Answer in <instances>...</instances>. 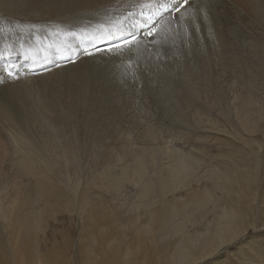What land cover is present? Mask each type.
Here are the masks:
<instances>
[{"label":"bare ground","instance_id":"obj_1","mask_svg":"<svg viewBox=\"0 0 264 264\" xmlns=\"http://www.w3.org/2000/svg\"><path fill=\"white\" fill-rule=\"evenodd\" d=\"M148 3L0 0V138L9 145H0V164L7 155L6 168L25 183L8 225L0 222V264H70L78 257L80 264H204L242 239L252 241L245 239L249 230L264 232L263 145L241 139L252 147L254 161L224 168L214 159L207 162L200 148V161H189L195 146L178 145L186 134L155 130L196 124L219 129L235 107L243 113L234 130L241 137L256 132L247 111L264 88V0H189L181 13L165 16L153 36L133 29L151 15ZM81 30L93 39L68 35ZM121 30L140 37L120 51L97 50ZM145 52L163 78H143ZM148 90L150 98L143 97ZM144 100L154 112H144ZM14 131L26 141H11ZM101 159L109 167L114 161L126 165L103 178L121 208L128 204V189L136 194L132 215L123 221L101 197L93 200L77 188L55 197L38 181L51 180L65 165L77 171ZM197 174L210 184L185 199L166 200L186 190ZM140 208L145 214L136 216ZM76 218L89 230L72 259L69 226ZM107 226L136 227L129 237H148L156 256L140 241L118 253L105 238L97 256L93 249ZM4 231L12 235L14 254ZM138 252L144 257L135 263Z\"/></svg>","mask_w":264,"mask_h":264},{"label":"rangeland","instance_id":"obj_2","mask_svg":"<svg viewBox=\"0 0 264 264\" xmlns=\"http://www.w3.org/2000/svg\"><path fill=\"white\" fill-rule=\"evenodd\" d=\"M148 55L149 53L147 52L142 53L141 55V57L143 58V60L141 61L142 71L144 72L143 78H163L164 71L161 67L158 68L155 59L151 60V55ZM157 60H159V58H157ZM149 91L150 90H148V92H144L143 97L150 98L149 96L151 92ZM175 102L176 99H172L171 103ZM137 108L138 106H136V110ZM154 110L155 108L147 100H144V112H154ZM225 113V118L220 122L219 129L211 128L210 124L202 125L200 127H198L196 124L191 125L190 127L176 128L177 130L173 132L170 130H155H157V132H159V134L162 136H169L170 134H186V137L189 136L185 139V141H181L180 143L177 141L178 145L183 143L184 145H186V147L190 145L195 146V148H193L191 156L189 157V161H194L196 159L200 161L196 156L197 148H200L203 151L202 153L206 156L207 162H210V160L214 159L215 164L220 165L224 168L228 167L232 169H242L241 167L238 168V165L243 166L246 163L250 164L252 161H254V157H252V155H249L250 149L252 147L245 144V142L241 139L246 138L250 141H254V144L264 146V88L259 90L258 98L254 107L250 111H247V115L251 120L252 127L256 129V132H244L243 137H241L239 133H237L234 129L236 126H238L243 112L239 108L231 107L230 110L228 109ZM199 128H201L202 131H200ZM9 136L10 140L13 142L20 143L26 141L18 131L10 132ZM1 144L2 146L3 144H5L6 148L9 146L7 143V139H5V137L3 136L0 138V145ZM186 147L181 146L180 148H184L183 150L186 151ZM133 148H137V146L133 145ZM226 156H229L231 158ZM222 157H226L224 158L225 161H223ZM7 161L8 157L6 155L4 162L0 164V222L5 225H8L7 219H9V216L7 218V215L12 211L13 206H15L13 205L15 201L14 199H17L20 193V189L23 192V187L25 185L21 177H19L14 171L6 168L5 163ZM125 166L126 165L123 162L119 163L114 161L112 162V166L109 167L108 163L104 164L102 159L99 161L91 160L90 162L82 166L83 170L75 171L73 169V166L69 164L62 167V172H54L51 180L42 178L40 176L38 181L42 182L41 185L47 190H53L55 193V197L63 195L70 196V188H77L79 190V193L89 192V195L93 200L101 197L103 199V203L109 206L113 213H117L118 216L116 218H119L123 221L125 215H132L130 209L135 206L136 194L132 193L131 189H128V204L125 205V207L121 208L119 204L115 202L113 197L105 191L106 181L103 178L106 172L120 173ZM38 174H41L40 170H38ZM210 181L211 179L208 180L204 177L203 174H197L195 176V181L190 183L186 187V190L182 191L181 193H177L174 196H168L166 200L175 202V200L178 199H185L192 192H197L201 188H204L206 185H209ZM35 182L37 181L35 180ZM13 195H15L16 197H13ZM21 195L22 194H20V198ZM125 197L127 196L124 195V198ZM136 212V216H142L145 214L143 208H140V210H137ZM59 219L66 220L67 218L65 216L60 217ZM75 222L76 224L74 226H69V238L73 241V245L71 248L72 251L71 253L69 252V256L72 259L75 258L73 256L74 253L78 251L77 245L80 246L85 241L86 234L89 230V228H83L79 225L80 222L78 218H76ZM146 225L147 224H143V226ZM105 228V235L102 238L97 236L100 240V243L95 241L96 245L93 251L97 256H99L101 249H105V244L103 243L104 238L106 240V245L111 247L109 249H117L118 253H121V251L126 248H131L133 250L139 247L140 243L135 244L134 242L140 241L142 245H144V247L142 248L143 250L152 252L151 254H153V258L156 256L155 250L152 249V243L149 241L148 237L139 236L137 239H132L129 237V234L132 235L130 231H133L136 227H128L127 230L120 227L111 228L107 226ZM197 228L200 231H205L204 227L201 225L197 226ZM3 235L8 242L10 253L14 254L12 241L13 238H11V233L8 231H4ZM120 236H124L125 239L123 241L118 240ZM245 239L252 241L246 243L245 241H243L244 239H242L239 241V244L229 246L227 251L224 250L225 252H222L217 257L207 259L204 264H247V261L249 259H252L254 264H264V259H261V254L264 255V232H256L254 229H251L246 233ZM115 240H117V242H115ZM258 251H260L261 254H259ZM137 255L138 256L135 258V263H140L144 255L142 252H138ZM70 264H80V257H78V261L72 260Z\"/></svg>","mask_w":264,"mask_h":264},{"label":"snow or ice","instance_id":"obj_3","mask_svg":"<svg viewBox=\"0 0 264 264\" xmlns=\"http://www.w3.org/2000/svg\"><path fill=\"white\" fill-rule=\"evenodd\" d=\"M189 4V0H150V3L145 5L151 13V15L145 17L142 23L133 25V29H139L144 34L148 36H153L156 31V26L164 20L165 16H172L174 14L181 13V9H184L186 5ZM179 18V17H178ZM146 30V31H145ZM68 35L72 37H78L81 39H93L91 37H87L84 34V31L81 30L80 33L69 32ZM137 39L136 31H123L119 36H112L110 38V44L112 48H115L116 51H120V44H124L125 46H129L131 41ZM4 58V53H0V59ZM25 59H28L25 56ZM71 62V58H69ZM8 78H15L13 72H8Z\"/></svg>","mask_w":264,"mask_h":264}]
</instances>
